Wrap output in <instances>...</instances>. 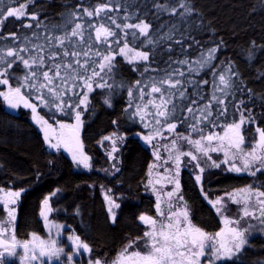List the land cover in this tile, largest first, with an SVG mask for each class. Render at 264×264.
Wrapping results in <instances>:
<instances>
[{
  "label": "snow or ice",
  "instance_id": "1",
  "mask_svg": "<svg viewBox=\"0 0 264 264\" xmlns=\"http://www.w3.org/2000/svg\"><path fill=\"white\" fill-rule=\"evenodd\" d=\"M30 5L35 6V0H0V25L15 18L31 30L12 33L11 42L0 36V98L10 109L30 110L49 150L63 149L78 169L91 171L92 157L81 139L83 115L97 89L108 107L117 89L125 93L123 116L139 126L141 131L134 135L151 152L142 183L155 198V214H139L142 234L129 236L109 257L95 252L75 230L62 239L65 225L50 219L56 211L51 199L60 189L41 204L46 237L32 232L18 238L16 205L27 189L0 188V264H243L241 254L253 231L258 227L264 233V117L258 122L252 107L237 99V94L249 99L254 94L234 63L219 59L223 41L204 46L192 35L198 13L191 0L154 3L157 18L164 12L180 22L166 32L153 31L138 10H130L127 0H80L75 7L65 5L66 11L52 23L35 11L29 14ZM26 16L34 23H24ZM193 45L199 46L195 57L188 52ZM254 47L255 42L249 57ZM125 65L138 74L134 81L123 78ZM246 125H255L254 132ZM125 140L113 131L98 142L102 147L109 142L105 154L113 161V174L120 171L116 153ZM185 169H190L193 187L220 217L218 230L209 232L193 223L181 182ZM212 169L255 180L213 198L211 187H206ZM101 187L115 224L114 210L120 204L108 194L111 189ZM230 205L236 206L233 216L228 215Z\"/></svg>",
  "mask_w": 264,
  "mask_h": 264
},
{
  "label": "trees",
  "instance_id": "2",
  "mask_svg": "<svg viewBox=\"0 0 264 264\" xmlns=\"http://www.w3.org/2000/svg\"><path fill=\"white\" fill-rule=\"evenodd\" d=\"M9 2L12 3L13 0ZM97 2L103 0H92L93 4ZM156 2L157 0H127L131 5L130 10H138L140 15L152 24L153 31L162 29L166 32L171 24L180 23L177 17L164 12L157 18L156 9L153 7ZM158 2L163 4L167 0ZM79 3L80 0H35V6L30 5L27 12L40 13L41 19L47 16L48 22L52 23L57 22L59 14L66 11L65 5L75 7ZM191 3L198 13L195 16L192 35L204 46H214L213 42L223 41L221 51L218 53L219 59H230L241 74L243 82L254 94L251 99L237 94V99H244L252 107L256 120L261 122V118L264 117V107L261 106L264 104L261 100V97H264V0H191ZM23 22L34 23L28 16ZM30 31L22 28L21 21L15 18H9L0 25V36H7L9 42L12 33L21 35ZM253 42L255 47L252 56L249 57L248 51ZM190 43H192L190 40L185 41L186 45ZM174 47L178 49V46ZM188 52L191 57H195L198 55L199 46L193 45ZM164 58L167 59V54ZM122 76L126 81H134L138 74L130 71L125 65ZM99 93V89L93 93L94 98L89 110L83 115L81 139L87 154H93L97 159L101 158L98 142L103 136L111 135L113 131L126 136L117 157L120 171L113 176L110 183L97 181L95 189L89 191L90 177L73 174L65 160L67 158L46 150L41 134L30 123L25 111L21 110L18 114L12 115L4 111L0 105V188L27 189L21 196L17 224L19 234H24L29 229H37L34 217L38 215L39 203L45 196L60 189L61 202L69 213L73 207L79 208V221L74 227L75 233L93 246L95 252L110 257L129 236L135 237L139 234L135 225V215L139 207L130 203L124 204L117 216V222L113 224L109 220L107 207L98 186L111 189L116 199H121L122 195L134 199L139 194V184L144 179L151 158L135 139L134 132L141 129L138 125L133 127L123 116L126 94L117 89L113 95L112 107H108L104 104L103 95ZM40 111L43 114L44 110ZM229 114L231 115V108ZM114 120L117 124H113ZM65 122H69L67 118ZM249 127L254 132L255 125L246 129ZM182 174L185 175V172ZM95 179L99 180L98 177ZM209 181L208 187L216 192L222 190L223 193L246 184L242 177L217 174ZM183 188V194H188L187 199L192 201V206L194 205L197 224L206 229L215 225L210 212L198 200L197 190L189 180L184 183ZM58 194L60 196L61 193L58 192L52 197V206L56 205ZM244 264H264V253L247 258Z\"/></svg>",
  "mask_w": 264,
  "mask_h": 264
},
{
  "label": "flooded vegetation",
  "instance_id": "3",
  "mask_svg": "<svg viewBox=\"0 0 264 264\" xmlns=\"http://www.w3.org/2000/svg\"><path fill=\"white\" fill-rule=\"evenodd\" d=\"M4 111H6L9 114L14 115V113L9 112L6 109H4ZM135 139H137V141L139 142V138L138 137L135 136ZM140 146L142 147V149H144L145 151H147V153L150 155V158L152 160L151 153L148 151V149H146L143 146L142 143H140ZM65 160L67 161V163L69 165V169H70V171L73 174H84V175L90 177L91 183L88 185V189H89V191L92 192L95 189V186H96V183L95 182L101 181V180L100 179L99 180H96L95 179L96 176H93L94 173H91V172L89 173L86 170L78 169L72 163V161L69 160L68 158L65 159ZM151 160H150V162H151ZM189 171H190V169H185V170L182 171V172H185V175L181 174L182 175V181L181 182H182L183 187H184V183L185 182L187 183V180H189L190 183H191V185L193 186V181L190 178ZM216 174L217 175H221V176L235 177V178L236 177H242V178H244L246 180V184L245 185L251 184L255 180L254 177H248L244 173L242 175H239V174H235V173H225V172L221 171V173H214L213 175H216ZM213 175L208 176V180H210V178ZM257 175H259V173ZM112 178L113 177L107 178L105 182L110 183V180H112ZM144 180H145V175H144V179L142 181H144ZM142 181L139 184V194L134 199H131L130 197H126V196L122 195V198L121 199H117V202L120 204V208L115 210L116 215L118 216V214H120V209H121V207L124 204L130 203V204H134L137 207H139L138 210H137V213L135 215V218H136L135 225H136L137 229L139 230V234H142L141 228L143 226H139L138 227V225H139V221L137 219L138 215L141 214V213H146V214H150V215H154L155 214V210H154V199L155 198L151 195V193H149V192L145 193V191H144L145 188H144V185H143ZM257 183H260V181H257ZM98 187L101 188L100 185ZM206 187H208V184H206ZM194 188H196V190H197L196 194H197L198 200L210 212V214H211V216H212V218L214 220L215 225L211 226V228L206 229L203 226H200L199 224H197V222L195 221V209H194V205L192 206V204H193L192 201H189L187 199L188 194H183L184 195V199H185V201H187L188 207L190 209L191 218L193 220V223L196 224L197 226H200V227L204 228L205 230H207L209 232L218 230V227L220 226L219 225L220 217H218L216 215L214 209L213 210H210L211 209V206L208 205L207 201H205L203 199V197L200 194L198 188L197 187H194ZM233 189H236V188H231V189H229L227 191H232ZM5 190H7V189H5ZM100 191H101V189H100ZM59 193H61V194H60V196H59V194L57 196L58 200L56 201V205L53 206V208L56 209V212L54 211L52 213L50 219L55 220L59 224L65 225V231H64V235H63L62 239L66 241L67 235L70 232H72L73 230H75L74 227L76 225H78L79 215H76V210H77L78 207H76V206L73 207L72 210H71V213H69L68 209H66L65 206H64V204L61 202L62 201L61 200L62 192H59ZM212 193H213V198H215V194L216 193H219V194L222 195L223 194V191L221 190L220 192L219 191L216 192V191H213L212 190ZM143 200H145V201H143ZM21 202H22V199H20L19 202H18V204L16 205V211H17V222L16 223L17 224H18V220H19V212H20V209L19 208L21 206ZM104 203H105V206H106L105 200H104ZM230 208L232 209V211H230L228 213V215H230V216L235 215L236 214V211H235L236 206L235 205H230ZM0 218H3L2 205H0ZM34 218L36 219V222H37V226H38L37 229H29L24 234H19V232L17 231L18 238L24 239L27 234L32 233V232H36V233L40 234L42 237H46L47 233H46V230L44 229L43 221H42L41 217L39 216V210H38V215L36 214V216ZM69 219H74V220H69ZM253 223H255V221H253ZM251 242H255L256 244H258V243L264 244V238L262 237V235H258L257 237H255V235L252 234V236L250 237V243ZM247 247L245 248L244 253L241 254V259L243 260V264L246 262L247 258L252 257V256H255V255H258V253H264V249L263 248H259V250H257V251L254 250V249L249 251L250 248H247ZM78 259H80V258L78 257ZM82 259L86 262L87 259H88L87 254H85Z\"/></svg>",
  "mask_w": 264,
  "mask_h": 264
},
{
  "label": "rangeland",
  "instance_id": "4",
  "mask_svg": "<svg viewBox=\"0 0 264 264\" xmlns=\"http://www.w3.org/2000/svg\"><path fill=\"white\" fill-rule=\"evenodd\" d=\"M0 104H1V106H2L4 109H6L7 111L12 112V113H14V114H18L21 110H22V111H25V112L27 113V117H28L30 123H32V125H33V126L36 128V130L40 133L38 127L36 126V124H35V123L32 121V119H31V113H30V110H29V109H25V108H23V107H20L19 109H10V108H8V107L3 103L2 98H0ZM50 122H51V121H50ZM69 122H70V121H69ZM52 123L54 124V126H56V125H55V122H52ZM246 127H248V126L246 125L245 128H246ZM40 134H41V136H42V133H40ZM250 138H251V137H249V139H250ZM139 142L143 144V141H140V140H139ZM122 145H123V143L120 145V148L122 147ZM44 146H45V148H46L47 151H49V152H53V153H54L55 155H57V156H64L65 158H68L69 160H71V157L68 155V153L64 152L63 149H61L60 152H56L55 150H49L46 144H45ZM143 146L147 149V147H146L144 144H143ZM106 149H109V150H110L109 142L105 141L103 147H102V146L100 145V143H99V145H98V150L100 151L101 158H97V159H96V157H95L93 154H92V155L89 154V155L92 157L93 168H92L91 171L86 170V171H88L89 173H90V172H91V173H94L93 176L98 177V178L101 180L102 183H104V182L106 181L107 178L113 177V175H115V174L117 173V172H115L114 174L112 173L111 164L113 163V161H109V160H108V158H107V156H106V154H105ZM148 151L150 152L149 149H148ZM150 153H151V152H150ZM118 155H119V153H116V156H117V157H118ZM212 156H213L214 159L217 158V154H215V153H213ZM117 166H118V162H117ZM104 169H108L109 171H108V172H105ZM81 170H84V169H81ZM211 171H212V173L214 174V173H219V172H221L222 169H212ZM242 174H243V173H241V174H239V175H242ZM100 189H101V194H102L103 197H104V195H105V191L102 190V187H101ZM103 189H104V190H107V188H103ZM144 191H145V190H144ZM145 193H147V192L145 191ZM108 194L111 195V196H113V194H112L111 192L108 193ZM45 197H46V196H45ZM45 197H44V198H45ZM44 198H43V199H44ZM43 199H42L41 202L39 203V209H38L39 212H40V208H41V204H42ZM106 206H107V204H106ZM114 211H115V210H114ZM55 212H56V211H55ZM253 235H255V237H257L258 235H262V237L264 238V233H261V232L258 230V227H257L256 230L253 231ZM247 248H250L249 251H250V250H253V249L257 251V250H259V248H263V249H264V244H260V243L256 244L255 242H251Z\"/></svg>",
  "mask_w": 264,
  "mask_h": 264
}]
</instances>
